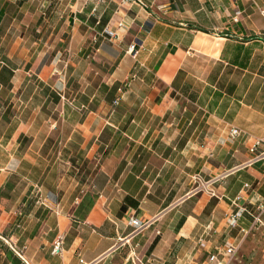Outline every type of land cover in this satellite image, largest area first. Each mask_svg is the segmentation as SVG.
I'll return each mask as SVG.
<instances>
[{"label":"crops","instance_id":"obj_1","mask_svg":"<svg viewBox=\"0 0 264 264\" xmlns=\"http://www.w3.org/2000/svg\"><path fill=\"white\" fill-rule=\"evenodd\" d=\"M55 7L57 21L70 28L63 50L75 46L79 58L74 69L66 64L60 90L84 75L99 84L77 81L75 97H61L50 115L29 117V129L37 118L71 124L67 133L59 128L55 144L52 125L42 138L30 133L25 155L15 149V159L9 154L0 164V191L11 177L19 178L12 196L0 200V264L246 262L240 245L264 226L263 212L261 225L253 227L264 206V160L250 164V142H231L229 130L264 136V0H59ZM131 44L136 58L127 53ZM133 72L115 105L119 93L112 99L108 94ZM102 86L104 96L96 98ZM45 101L40 108H49ZM50 153L56 161L39 168L38 158ZM54 166L51 187L62 191L58 201L44 182ZM196 175L219 179L202 189ZM62 182L73 185L70 194ZM35 186V197L47 196L41 212L25 209ZM125 199L136 207L121 211ZM238 210L242 216L229 226ZM225 242L237 247L231 260L224 256ZM212 255L217 259L210 261Z\"/></svg>","mask_w":264,"mask_h":264},{"label":"rangeland","instance_id":"obj_2","mask_svg":"<svg viewBox=\"0 0 264 264\" xmlns=\"http://www.w3.org/2000/svg\"><path fill=\"white\" fill-rule=\"evenodd\" d=\"M58 3L59 0H0V8L5 9L4 17L0 23V67L7 66L13 71L10 79L11 86L0 85V164H5L9 161V154L15 159L13 154L15 149L17 154L21 153V157L25 155L31 141L29 139L30 133L38 134V137L42 138L49 132L52 125L53 129L50 131L51 145L55 144L61 126L54 122L42 124L37 118L31 129H29V117L51 114L52 108L55 106L50 99L48 109L40 108L42 102L48 98L50 93H59L65 99L73 98L75 97V91L80 88V85L83 84L85 86L93 81L84 75V80H77L80 81L79 85L72 77L70 81L72 84L67 86L68 89L65 92L60 90L63 85V71L66 64L68 62L70 63L69 66L74 64L69 67L74 69L79 58L73 52L75 46L72 51L63 50L67 43L61 41H64L66 37L67 39L69 38L67 35H70V28L67 24H63V21V23L61 20L57 21L61 15V12L55 7V4ZM88 54L89 50L84 55L85 59ZM79 57L81 56L79 55ZM91 61V58L86 59L87 64H90ZM45 65L46 67H44ZM80 66L81 68L84 66V70L86 69L85 64ZM67 77L68 75L66 80ZM95 82L98 83L93 82L91 84L92 87L98 86L99 81L95 80ZM104 93L98 90L96 98H103ZM55 114H57V111H55ZM70 125H62L61 130L67 133L73 129ZM21 129L27 130L26 135L23 134L25 140L22 141L18 138L15 139ZM18 144L19 146L17 147ZM54 161H56V156H52V153L41 156L38 158L39 168L47 166L46 168L49 169ZM22 163L23 170L28 172V163L25 161ZM55 167L53 168L54 170L52 169L53 171L49 172L44 182L49 187L47 191L53 195L50 199L58 201L59 194L62 191L57 189V192H59L57 194L52 191L53 187H51L52 184L57 182ZM13 178L14 180L16 178L19 179L16 176L11 177V179ZM22 184L25 183L19 184L18 188L20 191L23 189ZM61 188L67 194L73 191V185L69 187L68 182L65 184L62 182ZM33 189L34 192L31 194V199L35 200L33 210L38 209L41 212L45 208L43 202L47 196L45 193H39L35 197L38 187L35 186ZM41 190L42 192L44 191L43 188ZM75 190L78 191L77 188ZM82 190L84 191L85 188H82ZM248 207L251 208L250 206ZM246 218L247 221L244 227L248 228L250 218ZM29 221L34 223L30 218ZM2 242L5 243L4 241ZM263 249L264 226L257 230H251L242 241L239 253L243 256V259L247 257V261L242 264H249L251 262L250 257L254 258L253 264H264Z\"/></svg>","mask_w":264,"mask_h":264},{"label":"built area","instance_id":"obj_3","mask_svg":"<svg viewBox=\"0 0 264 264\" xmlns=\"http://www.w3.org/2000/svg\"><path fill=\"white\" fill-rule=\"evenodd\" d=\"M107 33L112 35L111 32H107ZM135 47H136L135 44H131L127 49V53L130 54L133 58H136ZM129 86H130V81H126L125 83H123L122 88L118 90L119 97L115 99L114 101L115 105L118 104L120 97ZM245 135L246 134L243 131L237 128H230L229 130V139L231 142H233L234 140L240 137H245L246 140L250 142V145L248 147V151L252 155V157L249 159L250 164L264 160V136L256 139H251L249 137H246ZM218 179H219L218 177H215V178H211L210 180H203L199 175L194 176L195 182H198L199 185L202 187V189H206L208 186L213 185L215 182L218 181ZM211 195L214 194L211 192ZM243 212L244 210H238L236 213L232 214L228 220V225L235 226L239 221L240 217L242 216ZM263 212H264V206H261L257 214L253 216V227H259L261 225L262 223L261 217L263 215ZM130 223L131 225L134 226L137 225L136 220H131ZM62 241H63L62 237H59L54 241L52 253L57 254L60 252L63 243ZM201 246L203 245L201 244ZM224 248H225L224 256H227L229 258L228 260H231V258H233L237 252L236 245L233 242H225ZM216 259H217L216 255H212L209 258L210 261ZM80 262L82 263L81 260Z\"/></svg>","mask_w":264,"mask_h":264},{"label":"trees","instance_id":"obj_4","mask_svg":"<svg viewBox=\"0 0 264 264\" xmlns=\"http://www.w3.org/2000/svg\"><path fill=\"white\" fill-rule=\"evenodd\" d=\"M4 13H5V9L4 8H0V23L2 22V19L4 17ZM77 17L78 18H82V15H77ZM105 22L106 21L101 22L102 23L101 27L105 24ZM98 29H101V28L98 27ZM5 61H7V59H5ZM179 74H181V72H179ZM12 75H13V71L11 69H9L7 66H1L0 67V85L1 86L10 87L11 86L10 79H11ZM135 75L136 74L133 72L131 74V78L129 79V81H132L135 78ZM121 88H122V85L119 86L118 84H115L113 86V88L111 89L112 92L108 94L107 98L112 99L111 95H113L115 92H118V90L121 89ZM105 89H106L105 86H102V88H101L102 92H105L106 91ZM185 91H186L185 87H183L182 93L185 94ZM49 99H50V101L53 102L54 105H56L60 101L61 96L58 93L57 94L50 93L48 95V98L45 101L44 106H46L49 103ZM115 99H114V101H115ZM42 109H45V107H43ZM19 140L20 141L25 140L24 136L20 135L19 136ZM27 167H29V166H27ZM33 173H34L33 174V177H34L33 179H34V181H36V179L39 176V173L37 171H33ZM15 185H16V179L14 180V178H13V179H10L9 181H7L5 183V186H4L3 190L0 191V200L2 198L9 199L12 196V194H13L12 191H13ZM30 192H31V188H29V194H28L29 196H30ZM23 201H25V199ZM34 203H35V200L30 198L26 202L25 209H27V210H29V212H31L33 210V208H34ZM128 204L130 206L136 207V204L132 200L125 199V205H123L121 207V211H124L126 209V207H127L126 205H128ZM5 253L7 254L8 257H12L13 256V253L7 248L5 249Z\"/></svg>","mask_w":264,"mask_h":264}]
</instances>
